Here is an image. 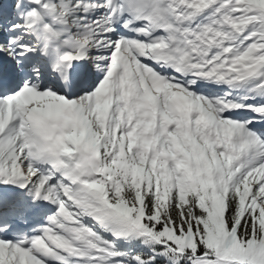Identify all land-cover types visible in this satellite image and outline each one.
I'll return each mask as SVG.
<instances>
[{
  "label": "snow or ice",
  "instance_id": "1",
  "mask_svg": "<svg viewBox=\"0 0 264 264\" xmlns=\"http://www.w3.org/2000/svg\"><path fill=\"white\" fill-rule=\"evenodd\" d=\"M0 264H264V0H0Z\"/></svg>",
  "mask_w": 264,
  "mask_h": 264
},
{
  "label": "rangeland",
  "instance_id": "2",
  "mask_svg": "<svg viewBox=\"0 0 264 264\" xmlns=\"http://www.w3.org/2000/svg\"><path fill=\"white\" fill-rule=\"evenodd\" d=\"M29 95V97H33L34 96V94H28ZM23 100H24V98H22V101L21 102H23Z\"/></svg>",
  "mask_w": 264,
  "mask_h": 264
}]
</instances>
